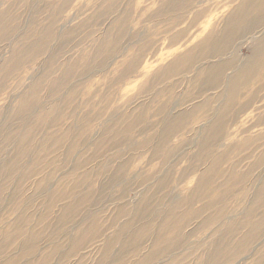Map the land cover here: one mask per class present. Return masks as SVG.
I'll return each instance as SVG.
<instances>
[{
  "label": "rangeland",
  "instance_id": "obj_1",
  "mask_svg": "<svg viewBox=\"0 0 264 264\" xmlns=\"http://www.w3.org/2000/svg\"><path fill=\"white\" fill-rule=\"evenodd\" d=\"M166 1L0 0V264H264V26Z\"/></svg>",
  "mask_w": 264,
  "mask_h": 264
},
{
  "label": "bare ground",
  "instance_id": "obj_2",
  "mask_svg": "<svg viewBox=\"0 0 264 264\" xmlns=\"http://www.w3.org/2000/svg\"><path fill=\"white\" fill-rule=\"evenodd\" d=\"M6 16H8V13H6L5 17ZM5 20L6 19L3 17V21ZM263 26L264 0H242L238 4V6L227 16L226 20L224 21L221 34H215L208 37L206 41L199 46L198 49L207 51L210 56H222L229 50V48H231L230 46L237 39L251 36L255 30L263 28ZM259 42L260 43L258 46V51L256 52L252 63L264 58V34L262 35ZM191 56H193L192 53L186 57L177 58L168 69H170L171 72L174 71L176 67H180L182 65V62L192 63L193 59L191 58ZM228 65H230V61L226 64H219L217 67H214L215 72L213 73L214 78L211 80L212 84L220 81V83H222V71ZM208 69L213 71V67H210ZM235 85V82L229 83V94L227 101L228 105L236 97L237 86ZM263 120L264 119H260L259 121L262 122ZM220 127L221 126L219 123H214L212 124V126L208 127V129L209 131L215 130V134L219 135ZM77 205L80 206L79 204Z\"/></svg>",
  "mask_w": 264,
  "mask_h": 264
}]
</instances>
